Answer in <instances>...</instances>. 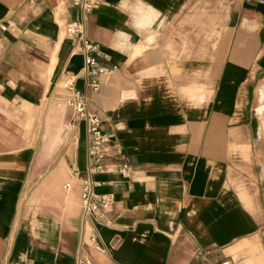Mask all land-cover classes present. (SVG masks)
Segmentation results:
<instances>
[{
    "label": "crops",
    "instance_id": "1",
    "mask_svg": "<svg viewBox=\"0 0 264 264\" xmlns=\"http://www.w3.org/2000/svg\"><path fill=\"white\" fill-rule=\"evenodd\" d=\"M79 15L0 0V264H264V3L104 0L83 17L116 65L87 91L114 142L93 175L114 196L113 224L91 219L102 250L83 246L79 185L63 187L89 175L62 87L85 66L64 35Z\"/></svg>",
    "mask_w": 264,
    "mask_h": 264
},
{
    "label": "built area",
    "instance_id": "2",
    "mask_svg": "<svg viewBox=\"0 0 264 264\" xmlns=\"http://www.w3.org/2000/svg\"><path fill=\"white\" fill-rule=\"evenodd\" d=\"M104 0H73L74 5L78 8L79 17L68 21L64 25L65 38L71 41L74 49L84 55L85 66L82 73L67 76L62 81V87L65 90V101L73 109L71 125H76L80 121L86 122L89 136L88 146V172L85 177L79 176V169H72V179L64 184L65 191H72L76 185H79L81 207L86 224L85 237L83 246L102 250L103 245L99 242L98 234L91 224V219L96 218L106 225H112L113 219L108 216L114 196L108 192H98L97 186L99 181L95 180L93 175L103 171L107 164L105 162L107 152L113 145V139L103 129V120L101 116L92 112L88 108V90L97 91L100 88V77L104 73H111L116 69V65L103 64L99 57L103 54L99 42L88 37L83 17L97 9ZM264 3V0H261ZM10 23H0V34L8 29ZM83 76L86 79L83 88L78 86V79ZM116 156L122 161L117 162V168L125 175L130 174V164L123 160V153L117 149ZM209 251L199 253L194 264H233L231 259H221L212 263L207 262L206 256ZM82 263L92 264L90 257H84L80 260Z\"/></svg>",
    "mask_w": 264,
    "mask_h": 264
},
{
    "label": "rangeland",
    "instance_id": "3",
    "mask_svg": "<svg viewBox=\"0 0 264 264\" xmlns=\"http://www.w3.org/2000/svg\"><path fill=\"white\" fill-rule=\"evenodd\" d=\"M67 142H68V144L72 147V145H73V144H72V141L69 139ZM71 149H72V148H71Z\"/></svg>",
    "mask_w": 264,
    "mask_h": 264
}]
</instances>
